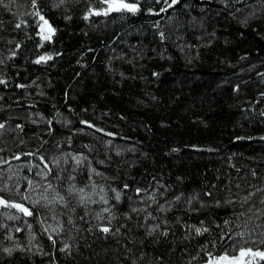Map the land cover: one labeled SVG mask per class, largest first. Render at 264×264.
<instances>
[{
  "label": "trees",
  "instance_id": "obj_1",
  "mask_svg": "<svg viewBox=\"0 0 264 264\" xmlns=\"http://www.w3.org/2000/svg\"><path fill=\"white\" fill-rule=\"evenodd\" d=\"M54 2L56 0H38L40 10L57 29L47 41L38 34L41 21L28 14L33 8L31 0H11L10 10L0 5V23L3 24L0 27V60L3 61L0 74L8 77L6 84H0V120H9L13 126L24 125L23 131L13 127L11 132L0 136V149H4L0 155L6 159L18 151L35 153L39 149L51 156L55 151L53 142L71 135L74 150L80 151L82 145L91 143L100 158L105 156L106 147L125 149L120 157L113 154L111 168L103 167L110 175H119L115 166L119 160H124L122 173H127L126 182L132 184L144 186L152 176L173 184L182 177L177 191L216 184L224 189H217L218 198L223 200L229 190L243 193L249 191L248 184L264 183V98L258 99V93L264 92V77L257 76L258 72H264V17L259 12L245 27L237 18L247 13H237L234 17L230 14L233 9L224 8L220 0H182L158 15L112 12L107 16L93 14L88 19L84 18V11L90 3L103 6L100 0H67V6L60 8H53ZM189 2L193 6L186 9L184 4ZM244 2L252 4L254 0ZM157 6L163 7L162 4ZM192 15L204 19L205 26L193 28L189 23ZM65 16L70 18L65 19ZM168 17H173V21ZM24 19L28 20L27 24L23 23ZM156 20L160 21L159 29L153 27ZM174 24L181 27L173 30ZM158 30H164L168 38L161 40ZM178 34H182V40L177 39ZM208 39L212 41L210 44L203 42ZM188 42L200 44V47L181 50L177 46ZM17 43L21 45L19 48ZM13 50L17 55L9 56ZM43 52L59 55L37 63L35 57ZM244 53L248 55L241 59ZM121 72L127 75L122 77ZM153 72L159 75L154 76ZM21 83L26 87H17ZM237 83L241 88L234 91ZM29 100L35 103L30 104ZM55 109H59V113ZM40 113L57 117L54 135L45 133V123L33 122L40 120ZM60 120L70 121L71 126ZM82 120H91L99 127L84 125ZM70 127L85 131L73 133ZM99 128L106 131L100 132ZM34 133L44 136L49 143L40 148ZM21 140L26 143L21 144ZM107 140L113 144L106 145ZM129 145H135L137 151H131ZM192 145L201 147L193 148ZM173 148L179 151H171ZM26 160L35 161L36 165L42 163L36 155L9 160L11 171L17 173L12 177L13 182L22 181L24 175L34 176L37 167L33 166L29 172L24 166ZM8 165L0 164V169L6 170L5 175H8ZM252 168L259 173L258 178L251 176ZM229 184L231 189L227 187ZM25 187L21 183V189ZM3 194L6 198H18L15 192ZM260 196H264V192L244 205L243 210L254 205L252 211L231 222L238 246H260V240H264V235L255 242L239 235L241 230L247 232L246 225L250 227L252 218L259 215L256 208L264 211ZM4 210V206H0V223L7 220L9 227H21L20 242L27 246L29 230L22 226L23 220L9 219L3 215ZM126 210L125 205L121 211ZM78 211L83 214L82 209ZM233 211L231 205H222L196 215L189 213L185 219L189 216L192 220L204 219L210 215L222 220ZM174 217L175 213L168 216L170 220ZM34 227L38 233L33 241L34 248L42 246L44 254L34 250L25 255L17 249L9 257L2 251L4 245L0 244V264H50L54 249L48 237L39 233L38 226ZM84 228L74 241H70L73 243L71 256L56 250L52 259L58 264H118L119 257L128 264L127 257L122 254L127 242L136 255L140 251L148 254L144 264L159 255L165 257L167 264H189L188 258L196 256L198 251V260L205 257L206 252L200 250V244L209 239L217 240L221 231L228 230L221 224L210 236L189 241L181 239L184 230L177 225L173 229L175 240L152 237L133 247V242L120 233L94 236ZM3 231L5 229H0V239H3ZM129 235L135 236L137 241L145 240L140 231ZM77 247L79 252L75 250ZM223 250L208 247L206 251L218 254ZM198 260H192L191 264H198Z\"/></svg>",
  "mask_w": 264,
  "mask_h": 264
},
{
  "label": "snow or ice",
  "instance_id": "obj_2",
  "mask_svg": "<svg viewBox=\"0 0 264 264\" xmlns=\"http://www.w3.org/2000/svg\"><path fill=\"white\" fill-rule=\"evenodd\" d=\"M182 0H100L103 5L96 7L89 4V7L84 11L83 15L85 19L90 18L93 14H104L107 16L109 13L118 12L126 14H136L140 12H146L148 14L158 15L160 13L167 12L172 9L173 6H177ZM220 3L224 8H232L230 13L236 17L237 13L246 12L242 18L238 17V23L243 24L245 27L249 26L250 19L255 20L257 13L259 12L264 17V0H254V3L247 4L244 0H220ZM11 0H0V5L5 9L10 10L9 6ZM33 6L29 10V15L38 18L41 23L39 27L41 29L40 36L45 41L51 40L53 34L57 29L50 23L49 19L40 10L38 0H31ZM163 5L159 7L157 5ZM236 4H241V7H235ZM259 5V7H257ZM61 6H67V0H56L52 4L53 8H60ZM191 2L184 4L186 9L192 8ZM201 4V8H203ZM251 9V10H249ZM70 17L65 16V19ZM168 20L173 21V17H168ZM24 24L28 23L27 19L23 20ZM189 23L193 28L197 25L203 28L204 19L192 15ZM160 21L156 20L153 27L159 29ZM17 27L20 26L18 23ZM0 27L3 24L0 23ZM180 24H174L173 30L180 28ZM215 33L213 32L212 35ZM158 36L161 40H166L168 37L164 30H158ZM2 39V37H0ZM178 40H182V34L177 35ZM199 39L203 40V37ZM210 44L212 41L208 39L203 41ZM21 45L16 44L19 48ZM183 50L184 47L199 48L200 44L193 45L188 42L186 45L181 43L177 45ZM136 53L137 50L133 49ZM162 55V53H158ZM9 56H16V51H11ZM53 55H59V53L43 52L42 55L35 57L37 63H44L51 59ZM124 56V53H121ZM196 55H199L197 52ZM248 53H244L241 59L246 57ZM3 61L0 60V63ZM134 62V61H133ZM231 63V61H228ZM111 67V65H109ZM243 71V69H241ZM127 75L121 72V76ZM154 76H158V72H153ZM257 76L264 77V72H258ZM8 77L0 74V84H6ZM32 83H35L33 81ZM17 87L24 88V84H18ZM241 85L239 83L234 85V91H239ZM2 98V97H0ZM264 98V92L258 93V99ZM156 99V97H153ZM30 104H34V100H29ZM69 107H71L69 105ZM247 107V106H246ZM56 113H59V109H55ZM40 120H33L34 123H45L44 131L47 135H54L56 129L54 121L57 117L45 116L40 113ZM60 123H67L71 126L70 121L60 120ZM82 124L90 125L92 128H98L99 126L93 123L91 120H82ZM163 123V122H162ZM13 127L17 130L23 131L24 125L22 123L10 124L9 120H0V136H3L5 132H11ZM70 131L73 133L83 132L84 128L70 127ZM100 132H105L106 129L99 128ZM112 136L116 133H109ZM37 137L40 144V148H43L49 141L44 136L33 134ZM21 144H25L26 141L21 140ZM55 151L51 156H46L39 149L33 153L16 152L15 156L9 155L6 159L3 155H0V164L8 165L9 160L19 159L21 156L36 155L39 157V161L42 162L36 165L35 161H25L24 166L28 167L29 172H32L33 166L37 167L34 176L24 175L23 180H17L13 182L12 177L17 173L11 171V166L8 165V175H5L4 169H0V177L3 180L0 181V206H4L5 210L3 215L9 219H15L17 221L23 220V227L29 230L28 244L20 242L21 227L11 226L9 227L7 220L0 223V229H5L0 239V244H3V253L7 256L19 249L25 255L35 251L43 253V248L40 245H33V241L37 238V231L35 226H38L39 233L48 237L51 243V247L54 251L50 254V264H58L57 260L52 259L55 256L56 250L60 251L65 256H71L73 252V243L76 237L79 235L80 230L84 228L85 232H91L93 235H100L103 237L115 236L120 233L126 237L127 240L133 242V247L136 243H145L146 240L155 237L157 240L163 238L172 237L173 229L179 225L184 230L181 239H204L206 235L210 236L214 229H219L221 224L227 226V231H221V234L217 240H206L204 244H200L201 251H205L206 255L198 260L200 252L198 251L196 256L188 258L189 264L192 260H198V264H264V240H260V246H252L247 244L246 246H238V241L235 239L237 233L233 232L231 222L234 218L238 219L240 216L247 215V212L252 211L255 207L252 205L247 210L244 209V205L258 193L264 192V183L259 186L248 184L249 191L247 192H227L226 199H219V185H205L199 189H193L191 191H177V184L182 181V177L177 178V183L168 184L162 179H157L156 176H152L144 186L139 183L132 184L127 181V173H122V166L125 163L124 160H119V163L115 166V172L119 175H110L108 171L104 170L103 166L109 168L113 165V154L116 157H120L124 154L125 149L105 148V156L100 158L96 153V149L91 143L82 145V150L76 151L71 147L73 145V138L71 135L61 137L59 140L53 142ZM106 145H112L113 141L107 140L104 142ZM63 145V147H62ZM191 147H201L199 145H192ZM128 148L131 151H137L135 145H129ZM4 149H0V153H3ZM171 151H179V148H173ZM147 155V153H143ZM131 167V165H129ZM251 176L258 178L259 173L255 168L251 169ZM21 183L26 185L21 189ZM228 189L232 188L229 184ZM240 183L237 181L236 188L239 189ZM15 192L18 198H6L3 193ZM261 204H264V196H260ZM127 206L126 211H121L122 208ZM222 205H231L234 211L225 218L216 219L214 216H206L204 219L197 217L196 220H192L191 216L185 219V215L191 213L196 215L205 211H210L213 207H219ZM16 209L15 213H10L9 209ZM239 208L243 211H237ZM78 209L83 210L81 214ZM255 211L259 213L255 216L253 223L248 227V231H240V236H247L250 241H257L260 236L264 235V211L260 208H256ZM170 213H175L174 219H169ZM123 223H120V221ZM131 225V227H129ZM140 231L143 232L145 240L137 241L135 236L129 235L130 232ZM65 233H67V239H65ZM82 239V237H81ZM8 241L9 243H5ZM208 247L214 249L223 248V251H219L218 254L212 251H206ZM126 249L122 254L127 257L128 264H144L148 254L145 251H140L139 255L133 252L132 247H128L127 242L124 244ZM79 252V248L75 249ZM231 250V254L230 251ZM105 251V250H102ZM173 251V249H169ZM184 251H187L185 249ZM94 255H100V253H94ZM118 264H125L124 261L117 257ZM147 264H167L163 255L154 256L148 259Z\"/></svg>",
  "mask_w": 264,
  "mask_h": 264
}]
</instances>
